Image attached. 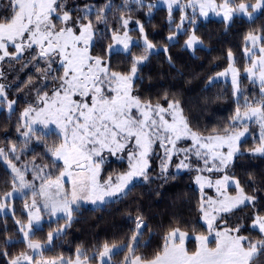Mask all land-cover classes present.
Masks as SVG:
<instances>
[{
	"label": "snow or ice",
	"instance_id": "6c2138e0",
	"mask_svg": "<svg viewBox=\"0 0 264 264\" xmlns=\"http://www.w3.org/2000/svg\"><path fill=\"white\" fill-rule=\"evenodd\" d=\"M134 2L142 5L143 0ZM164 2L168 5L170 18L173 5L181 8H195L198 5L201 15L205 16L208 14L207 10L217 12L219 9L217 14L222 12L225 20H231L236 14L252 19L254 13L264 10V0H255V3L241 2L235 7L231 6V0H223L219 4L216 0H188L187 5H180L179 0ZM108 7L110 5L105 6ZM151 7L153 5H149ZM64 8V0H9L10 15L0 17V61L5 57L20 59L25 51L32 50L34 45L38 46L39 51L31 59L45 62L46 67L40 75L45 80L51 76L54 84L51 94L46 91L41 94L37 90V101L42 106H29L22 113L25 118L35 114L25 124L28 131L23 135H34L33 125L36 124L42 125L44 129L54 124L59 129L58 134H62V141L48 149L53 157V165L58 160L63 161V170L59 171L55 179L51 178L50 171H46L47 166L41 168L34 165L33 178L29 181L25 178V171L8 161V166L14 173L13 190L5 193V198L16 194L24 198L29 191L32 193L31 204H25V208L29 209L28 222L17 223L21 224L20 231L27 241V247L41 255V259H35L32 255L21 253L10 264H90L93 258L80 248L76 249L75 259L62 255L45 259L40 250L46 245L51 246L53 240L71 226L74 210L72 205L78 201L86 200L95 204L105 202L106 199H119L127 195L129 186L135 179L148 180V158L157 143L164 149L162 173L167 171L168 161L172 156L179 153H184L185 159L188 154H194L198 160L203 161L204 167L196 169L197 171L225 172L221 179L214 182L202 175L195 178L201 190L205 186L215 187L217 193L216 198L202 196L199 206L208 234L195 236L197 247L190 252L185 245L189 234L174 227L164 236L160 249L152 258L147 259L135 254L137 246L141 244L143 229L147 227L143 218L138 216L127 245L103 243L102 250L98 253L100 264H105V260L112 264V257L119 254L118 250L124 247L127 248V254L121 264H253L258 256L264 255V238L250 240L248 236L241 234L243 225L228 227L223 222V214H231L234 210L249 205L255 208L256 197L246 194L239 180L227 175L226 169L232 163L233 157L240 153L241 138L248 133L246 125L250 121H255L260 128L259 145L250 151L264 155V46L258 49L260 55L252 58L258 42H264V33H249L245 37V41L252 45L245 49L246 55L251 59V66L245 71L253 82L258 80L260 84V98L254 102L245 98V110L242 112L238 106L231 118L233 127L237 124H244L245 127L243 130L225 128L223 134L213 132L205 136L189 127L178 101H168L165 96V108L159 102L154 104L151 100H141L133 94L134 80L138 78L137 65L145 61L147 55L133 56L127 73L110 71L106 60L93 56L90 52V44L95 34L94 26L91 20L84 21L91 9H84L86 15L77 17L73 22L70 12ZM249 8L252 9L251 12L248 11ZM103 13L104 9H100L96 16L97 23L105 21ZM54 14L62 26L57 27L53 23ZM186 19V16H181V25L177 27L180 28ZM123 24L126 26L128 20L124 19ZM139 30L141 34L144 33L143 25H139ZM112 38L123 49L129 50L132 38L127 32L123 36L114 33ZM143 38L146 52L155 47L147 40L146 35ZM168 39H173V36ZM198 42V37L192 34L185 43L187 47H192ZM9 45L15 48V52L8 51ZM113 47L114 45L108 46L109 54ZM229 59H232L231 52ZM57 62L63 68V74L58 76L52 75L56 71L52 65ZM228 72L232 74L234 93H239L238 69L230 65L226 72L219 73L218 76H225ZM216 78H210V82ZM28 83H32L31 79ZM5 101V85L0 84V104ZM14 103L15 101H7V107L11 109ZM166 116L171 119H166ZM184 138L192 140V147L177 148V142ZM126 150L128 171L101 181V165L104 163L102 154L107 151L116 155ZM12 151H15V145L12 146ZM4 155V149L0 148V157ZM188 167L190 166L184 160L177 165V168ZM65 177L69 178L70 189L65 188ZM36 180L40 181L38 189ZM230 185L235 186V195L228 194ZM37 196L41 198L40 201ZM5 207L0 202V211ZM41 208L49 217L62 213L67 221L64 226L48 232L46 245L29 239L34 230L42 225ZM251 227L258 229L264 237V215L255 214ZM149 243L150 241H144L143 246L147 247ZM213 243L214 246H211Z\"/></svg>",
	"mask_w": 264,
	"mask_h": 264
},
{
	"label": "trees",
	"instance_id": "16d2710c",
	"mask_svg": "<svg viewBox=\"0 0 264 264\" xmlns=\"http://www.w3.org/2000/svg\"><path fill=\"white\" fill-rule=\"evenodd\" d=\"M153 1L143 0L141 5L131 0H127V3L126 0H64V10L70 12L74 22L77 17L86 15L84 9L90 4L91 11L87 13L84 21L91 20L94 26L95 34L90 52L93 56L106 60L110 71L127 73L133 56L147 55L148 58L137 65L138 78L134 80L133 93L141 100H151L154 104L159 102L163 106L167 105L165 96L168 101H178L189 127L202 135L213 132L223 134L225 128H239L242 124L233 127L231 119L236 108L239 106L244 111L245 98L254 102L259 99H253L254 96L260 97L258 85L250 81L244 73L250 59L245 56L244 48L246 35L264 33V10L259 11L252 19L235 16L229 23L214 18L199 19L193 32L203 45L189 51L183 46L188 28L179 33L177 40H167V35L174 30L177 12L176 17L169 21L166 8H149ZM254 1L231 0V4ZM106 5L110 7L105 8ZM100 9H104L105 21L97 23L96 16ZM7 15H10L9 0H0V17ZM53 19L55 24H59L55 14ZM124 19L128 20L126 26L123 24ZM137 25H143L148 41L159 48L165 45L167 51L159 49L145 53ZM125 29L135 38L129 50L107 53L113 34L124 32ZM260 45L264 46V42H260ZM9 48L13 49L11 45ZM35 49L33 46L32 50L25 51L20 59H14L13 62L0 61V73L11 83L9 87L5 86L6 98L15 101L14 107L8 112L5 102L0 104V147L12 164L29 170L25 174L30 179L33 178L34 165L41 168L47 166L46 171L51 172V177H56L62 170L61 161L58 160L53 165V157L48 151L62 141V136L57 131L44 132L42 129H35L34 135H23L28 129L22 122V112L29 102L22 92L29 85L27 83L30 79L35 81L40 78L38 69L24 70L31 63ZM229 52L238 69L241 93L238 98L228 81L207 83L211 75L227 66ZM53 66L56 71L52 75H60L61 70L63 73L60 65L55 63ZM0 78L2 79V75ZM48 79L44 91L50 92L54 84L51 76ZM256 144L258 142L250 136L242 139L239 145L241 151L228 168L229 173L239 180L245 193L256 197L255 208L251 205L244 206L223 216L224 223L230 228L243 225L241 234L253 241L264 238L257 229L250 226L255 214L264 215V155L252 154L250 151ZM13 145L15 151H12ZM155 159L153 152L149 157V179L132 182L127 195L119 199L113 198L98 206L78 205L73 208L71 226L54 239L51 246L42 248V256L62 255L71 258L76 254V249L80 248L96 261L104 242L109 245L129 243L135 228V218L138 216L143 218L147 227L143 229L141 244L135 250L136 255L152 258L163 244L164 236L174 227L189 234L187 248L193 250L196 246L193 235L207 232L200 219L201 192L193 185V177L201 160L194 154H188L187 164L190 167L182 171L162 173L158 171ZM127 168L126 161L112 159L102 164L101 175L103 178L111 175L115 177V174L124 172ZM12 179L13 174L0 159V200L13 188ZM30 195L32 193L29 191L24 198H12V212L0 215V264H9L11 258L21 254L27 247L25 241L20 239L21 224L17 221L22 224L27 222L24 204ZM65 223L67 221L64 217L44 222L34 230L30 238L45 244L48 232ZM144 241H150L147 247L143 246ZM118 252L119 254L112 257V264H121L127 248L124 247ZM253 264H264V255L258 256Z\"/></svg>",
	"mask_w": 264,
	"mask_h": 264
},
{
	"label": "rangeland",
	"instance_id": "374dc122",
	"mask_svg": "<svg viewBox=\"0 0 264 264\" xmlns=\"http://www.w3.org/2000/svg\"><path fill=\"white\" fill-rule=\"evenodd\" d=\"M131 1H134V0H131ZM222 2H223V1H221V2H217V1H216L217 4L222 3ZM239 3H241V2H239ZM239 3L231 4V6H232V7H235V6L238 5ZM245 3H255V1H254V2H245ZM152 4L154 5L153 7H164V8H166V10H167V12H168V20H169V21H172V19L176 17V12H177V20H176V22L173 24V26H174V30H173L172 32H170V33L167 35V40H168V42H173V41L177 40V36L179 35V33L184 32V30L188 28V34H187L186 38H185L184 41H183V46H184L185 48H187L189 51H193L195 47L203 45L201 39H200V38H199V37L193 32V28H194V26L197 24V22H198L199 19H202V20L207 19V18L221 19V20H223V21L226 22V23H229V22L233 19V17H235V16H241V17H244V18H246V19H249L246 15L236 14V15H234V16L232 17L231 20H225L224 17H223L222 12H220V14H217V12H219V9H217V12H213V11H211V10H207V11H208V14H207L206 16H205V15H201L198 5H197L195 8H193V7H191V6L181 8L180 6L173 5L172 11H171V18H170L169 8H168V5L164 2V0H154V1L152 2ZM179 4H180V5H187V4H188V0H179ZM86 8H90V4H88V6H86L85 9H86ZM248 11L251 12L252 9L249 8ZM257 13H258V12L254 13V14H253V17H254ZM181 16H186L187 19L184 20L183 23H182V26H181L180 28H178L177 26H178V25H181ZM52 19H53V18H52ZM53 23H54V19H53ZM60 26H62V25H61V22L59 21V24H57V27H60ZM70 26H72V25L70 24ZM137 27L139 28V25H137ZM125 32H127L126 29H125L124 32H123V31H122V32H117L116 34H119L120 36H123ZM77 34H79L78 31H77ZM127 34L132 38V42L129 44V48H130V46L132 45V43H134L135 38H134L133 36H131L128 32H127ZM139 34H140V37H139L140 42L145 46V42H144V38H143L144 35H145V33L141 34V32H140V30H139ZM192 34H195V35L198 37L199 42L196 43V44H194L192 47H187L185 42L188 40L189 36H191ZM253 34H257V35H259L258 33H253ZM169 36H173V39L169 40V39H168ZM147 40H148V39H147ZM92 42H93V40H92ZM92 42H91V43H92ZM149 42H150V41H149ZM109 45H114V47L112 48V51H124V52L128 51V50L123 49V46H122V45L116 44L115 41H114L113 39H112L111 44H109ZM90 46H91V44H90ZM260 46H261V45H260V42H258L257 48H256V50H255V56L252 57V58L258 57V56L260 55L259 50H258ZM12 47H13V46H12ZM34 47H36L35 51L38 52V51H39L38 46H35V45H34ZM251 47H252L251 42H246V41H245V48H244L245 56L249 57L248 55H246L245 49H246V48H251ZM165 48H166L165 45H163V46L160 47V48H159V47H154L153 49L148 50V51L145 52V53L153 52V51H156V50H159V49H161V50H162V49L165 50ZM8 51H9L10 53H13V52H15V48L13 47V49H11V48L8 47ZM36 52H35V53H36ZM107 53H109V52H108V48H107ZM23 54H24V53H23ZM23 54H22V55H23ZM0 55H2V52H0ZM14 59H15V58H12V57H5V59H4L5 61H4V62H7V63H8L7 60H10L11 62H13ZM29 59H30V58H29ZM29 62H30V61H29ZM37 63H39V65H38ZM56 64H57V65H60L59 62H57ZM230 65H232L233 67L236 68L235 64L233 63V58H232L231 60L229 59L228 64H227V66H226L224 69H222V70H220V71L214 73L213 75H211V76L207 79V83H210V78H212V77H217V78H216L215 80H213V81H217V80L228 81V82L231 83V85H232V89H233V91H234V86H233V83H232V74H231V72H228L227 75H225V76H218L219 73L226 72V70L229 69V66H230ZM37 66H38V67H37ZM250 66H251V59H249V63L247 64V66L245 67V69L248 68V67H250ZM45 67H46V65H45V62H44L43 60H41V61H39V62H36V61L31 60V63H28V67H26L24 70H26L27 68H28V69L31 68V69H33V70L38 69L39 72H42V70H43ZM52 67L54 68L53 65H52ZM236 69H237V68H236ZM245 69H244V73L248 76L249 80L253 82V80L249 77V75L247 74V72L245 71ZM39 74H40V73H39ZM62 74H63V73H62V70H61V74H60V75H62ZM57 75H58V74H57ZM39 76H40V78H38V79L35 80V81H32V80H31L32 83H30V84L27 83V84H29V85L23 89V92H22V93H24V95H25V99L29 102V104H28V106H27L26 108H28L29 106H33V107H39V106H42V105H40V104L38 103V101H37V90H40L41 94H43V92H45V91H44V85H45L46 82L49 81V79H48V80H45V79L43 78L42 75H39ZM0 77H1V75H0ZM238 80H239V75L237 76V81H238ZM213 81H211V82H213ZM254 83H255L256 85H258V90H259V92H260V84H259V81L257 80V81H255ZM0 84L5 85L6 87H9V86L11 85V83L9 82V80H7V78L5 79V77H4L3 75H2V79L0 78ZM52 87H54V86H52ZM238 87H239V85H238ZM45 90H47V89H45ZM46 92H48V91H46ZM49 94H51V91L49 92ZM133 94H134V93H133ZM234 94H235V97H237V98L241 95L240 92H239V93H234ZM257 98H260V97H258V96H254L253 99H257ZM251 99H252V98H251ZM7 101H13V100H10V99H7V98H6V101H5V108H6L7 112H8V111H10V110L14 107V104L12 105V108L9 109V108L7 107ZM164 107L166 108L167 105H165ZM26 108H25V109H26ZM25 109H24V110H25ZM24 110H23V112H24ZM241 111L243 112V109H241ZM23 112H22V113H23ZM34 115H35V114L32 113V114H31L29 117H27V118L22 117V122L24 123V125H25V124L31 119V116H34ZM165 118H166V119H169V120L171 119L170 116H166ZM246 126L248 127L249 131H248V133H246L245 137L250 136L252 139H254L255 141L258 142V144H256V146H258V145H259V142H260V141H259L260 128H259L258 124H257L255 121H250V122L247 123ZM244 127H245V125L242 124L239 128H236V129H233V130H237V129H239V130H243ZM33 128H34V129H42L44 132L49 131V130H55V131H57V132L59 133V129H58V128L56 127V125H54V124H50L48 129H44L43 126H42V125H39V124L33 125ZM60 135L62 136V134H60ZM201 135H202V134H201ZM208 135H209V134H208ZM205 136H206V135H205ZM245 137H242L241 140L244 139ZM186 141H187L188 143H187ZM185 142H186V143H185ZM192 143H193V142H192V140H191L190 138H184V139H181L180 141L177 142L176 147H177V148H180V149H185V148L192 147ZM256 146H255V147H256ZM0 148H2V147H0ZM2 149H3V148H2ZM154 149H155V150H154ZM224 151H226V149H224ZM153 152H154V154L156 155V159H155V160L157 161L156 164H157V166H158V171H161V162H162V160L164 159V149L160 147L159 143H157V144H155V145L153 146V151H152V153H153ZM4 153H5V151H4ZM152 153H150L149 157L151 156ZM252 154H253V153H252ZM257 154H258V153H257ZM102 155L104 156V162L109 161V160H112V159H115V160H124V161H126V162L128 163V159H127V150L124 151V152H121V153H117L116 155H112L111 153H108L107 151H105ZM234 157H235V156H234ZM234 157H233V158H234ZM175 158H176V159H175ZM0 159H2V161L5 163V165L7 166V168L10 170V172H11V173L13 174V176H14V173L12 172V169L8 166V161H9L8 158L4 155L3 157H0ZM148 159H149V158H148ZM182 160H184L185 163H187V159H185V154H184V153L174 154V155L172 156L171 160L168 161L167 171H182V170L186 169V168H177V165L180 164V162H181ZM60 161H61V163H62V170H63V161H62V160H60ZM149 164H150V161H149ZM209 166H211V165H209ZM16 167H17V166H16ZM203 167H204V165H203V161H200V163H199V167H197V169H198V168H203ZM17 168H19V167H17ZM128 168H129V164H128ZM128 168H127L124 172L128 171ZM228 168H229V167H228ZM20 169H21V168H20ZM21 170H22V171H25V172H26V171H29V170H25V169H21ZM101 171H102V165H101ZM124 172H120V173H118V174H115V177H116L117 175H119V174L124 173ZM226 173H227V175H229L230 177H233L234 179H236L233 175H231V174L229 173L228 169H226ZM224 174H225V172H211V173H210V172H207V171H203V172L197 171L196 175H194V177H193V185H195V187L199 189V191L201 192V196H204L205 198H206V197L216 198V197H217V193H216V189H215V187H207V186H205V187L203 188V190H201V187H200V185L196 182V179H195V178H196L197 175H202V176H205V177L211 179V180L214 182V181L217 180V179H221L222 176H223ZM111 176H112L113 178H115L113 175H111ZM25 178H26L27 180H29V181L32 180V179L28 178V175H27V174H25ZM51 178H52V179H55L56 177H51ZM107 178H108V177H107ZM107 178H103L102 175H101V172H100V179H101V181L106 180ZM138 180H143V178H137V179H135L134 181H138ZM236 180H237V179H236ZM134 181H133V182H134ZM64 183H65V188L70 189V181H69V178H68V177H65V178H64ZM35 185H36V188L38 189V188H39V185H40V181H39V180H36V181H35ZM16 186H17V187L19 186L18 183H17ZM12 190H13V188H12L9 192H11ZM227 191H228V194H230V195H235V193H236V188H235L234 185H230V186L228 187ZM17 196H19V194H16V195H14V196L11 197V198H5V195L2 196L0 202L4 203V204L6 205V207H5V209H4L3 211H0V215H3V214H10V213L12 212V202H11V201H12V198L17 197ZM31 199H32V195H30V197L27 199V201L25 202V204H26V203H27V204H31ZM112 199H113V198H112ZM37 200L40 201L41 198H40L39 196H37ZM109 200H111V199H106V201H109ZM106 201H105V202H106ZM105 202H97V203L94 204V203H92L91 201L80 200V201L77 202V204L72 205V207L75 208V207H77L78 205L98 206V205H102V204L105 203ZM25 204H24V211L27 213V216H28V211H29V209L25 208ZM41 214H42V216H43L42 224H43L44 222H48V221H50V220H52V219H55V218H57V217H64V214H62V213H58V214H57L56 216H54V217H49L48 214L45 213V212L43 211L42 208H41ZM202 215H203V214L201 213V215H200V219H201V221L203 222V224L205 225V227L207 228L206 222L202 219ZM224 215H225V214H223V216H224ZM27 222H28V220H27ZM27 222H25V223H23V224H27ZM223 222H224V221H223ZM65 224H66V223H65ZM65 224H63L62 226H64ZM251 224H252V220L250 221V226H251ZM62 226H61V227H62ZM20 227H21V225L19 226V229H20ZM257 230H258V229H257ZM207 234H208V232H206V233L203 234V235H207ZM197 235H201V234H197ZM197 235H193L194 239H195V236H197ZM189 237H190V236L188 235V238H189ZM188 238H186V240H185V245H186V247H187V243H186V241H187ZM20 239L24 240L25 243L27 244V241L24 239L23 233H22L21 231H20ZM29 239H31V238L29 237ZM210 239H211V238H210ZM31 240H32V239H31ZM32 241H34V240H32ZM195 241H196V240H195ZM38 242H39V241H38ZM40 243H41V242H40ZM197 243H198V242L196 241V246H195V248H194L193 250H189L190 252H191V251H194V250L196 249V247H197ZM41 244H42V245H46V243H45V244L41 243ZM211 246H214V243H213ZM41 250H42V249H41ZM41 250H40V252H41ZM22 253H27L28 255H32L35 259H41V255H39L37 252H35V251L29 249L28 247H26L25 251H23ZM19 255H20V254H19ZM19 255H16V256H14L13 258H11V259L9 260V264H10V261H11V260L15 259V258H16L17 256H19ZM75 255H76V254H75ZM75 255H74L73 257H71V259H75ZM42 257L45 258V259H52V258H56V257H59V256H55V257L42 256ZM63 257H65V258H69V257H67V256H63ZM89 257H90V255H89ZM82 258H83V257H82ZM105 262H107V260H105ZM25 264H26V262H25ZM90 264H100L99 258L97 257L96 261H94V260L92 259V260L90 261Z\"/></svg>",
	"mask_w": 264,
	"mask_h": 264
}]
</instances>
